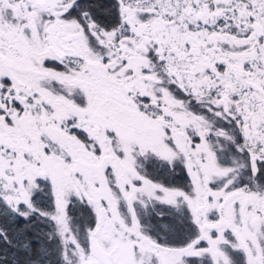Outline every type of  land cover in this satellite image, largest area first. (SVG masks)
I'll return each mask as SVG.
<instances>
[{
	"label": "snow or ice",
	"instance_id": "snow-or-ice-1",
	"mask_svg": "<svg viewBox=\"0 0 264 264\" xmlns=\"http://www.w3.org/2000/svg\"><path fill=\"white\" fill-rule=\"evenodd\" d=\"M0 264H264V0H0Z\"/></svg>",
	"mask_w": 264,
	"mask_h": 264
}]
</instances>
